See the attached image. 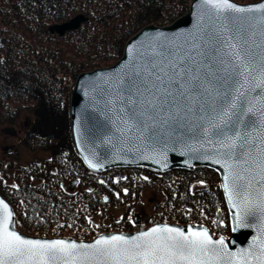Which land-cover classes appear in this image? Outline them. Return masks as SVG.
Masks as SVG:
<instances>
[{
    "label": "trees",
    "instance_id": "1",
    "mask_svg": "<svg viewBox=\"0 0 264 264\" xmlns=\"http://www.w3.org/2000/svg\"><path fill=\"white\" fill-rule=\"evenodd\" d=\"M190 2L0 0V124H14L22 113L29 114L20 142L47 153L25 164L15 152L0 159V194L10 203L18 230L76 239L131 231L136 225L127 218L129 208L138 205L142 187H152L162 198L140 227L160 221L197 223L213 235L228 236L229 212L214 169L125 166L92 171L78 156L70 131L69 97L76 75L113 64L136 31L170 23ZM142 173L147 179H134ZM194 181L205 185L193 186ZM116 205L125 209L122 219L108 228L93 222L99 212Z\"/></svg>",
    "mask_w": 264,
    "mask_h": 264
},
{
    "label": "snow or ice",
    "instance_id": "2",
    "mask_svg": "<svg viewBox=\"0 0 264 264\" xmlns=\"http://www.w3.org/2000/svg\"><path fill=\"white\" fill-rule=\"evenodd\" d=\"M201 4L209 18L216 20L235 21L239 17L233 14L264 13V3L244 7L230 0H201ZM257 22L264 25V15ZM200 39L203 47L193 42L183 54L165 43L152 45L144 54V63L134 65L118 79L109 93L113 102L122 105L117 111L118 131L150 130L158 121L182 119L183 113L197 106L203 113L199 127L204 137L209 142L211 136L219 138L215 143L222 159L215 162L223 163L229 172L224 188L237 208L233 231L251 226L250 217L258 212L264 232V56L257 64L243 33L232 35L227 25L201 29ZM220 52L224 56L217 60ZM217 63L219 69L215 67ZM216 77L225 83L231 81L230 87L234 85L230 99L215 88ZM242 105H246L243 115L260 132L255 154L251 150V133L235 130L228 135L226 131ZM236 169L250 174L246 184L238 183L245 176ZM230 178L231 184L227 182ZM11 221L12 212L0 200V264H238L237 257L239 264H264V239L254 240L249 249L230 252L222 237L214 241L206 229L189 228L185 232L177 227L155 226L131 238L101 236L91 244H77L63 239L24 238L12 230Z\"/></svg>",
    "mask_w": 264,
    "mask_h": 264
},
{
    "label": "water",
    "instance_id": "3",
    "mask_svg": "<svg viewBox=\"0 0 264 264\" xmlns=\"http://www.w3.org/2000/svg\"><path fill=\"white\" fill-rule=\"evenodd\" d=\"M230 2L237 6L247 7L257 6L264 3V0L245 3L230 0ZM233 15L239 18L235 21L210 19V14L201 4V0H191L186 12L170 23L165 25L151 23L136 31L126 40L122 55L113 64L78 73L69 97V124L72 142L78 156L87 168L101 172L111 167L125 166H142L157 171H167L174 168L190 169L194 166L210 167L219 175L221 190L229 212L230 233L228 236L213 235L202 224L170 221L156 222L132 231H105L95 235L92 239L30 235L15 227L13 209L5 197L0 194V200H3L12 212L10 223L12 230L27 239H63L77 244H91L101 236L123 235L131 238L155 226L167 225L180 228L185 232L189 228L197 231L206 229L214 241L222 237L230 252L249 249L254 240L264 239L258 212L254 217H250L251 226L236 228L233 231L237 208L233 207V202H230L224 188L225 177L229 176V172L223 166V163L215 162L216 159H222L217 155L219 145L215 143L219 138L211 136L212 142H209L208 138L204 137L199 127L202 123L200 116L203 113L200 112L197 106H193L192 112L183 113L182 119H169L168 123L158 121L150 130L125 131L122 134L117 127V111L122 105L119 102H113L114 97L109 94L120 77L125 76L134 65L144 63V59L147 58L144 54L150 51V46L165 43L173 50L179 48L180 53L183 54L185 51L190 50L193 42L203 47L200 31L201 29H207L209 26L221 29L222 25H227L232 35H235L237 31L242 32L247 39V47L252 54V58L259 64L261 57L264 56V35H262L264 25H260L257 20L264 13ZM63 30V27H61L60 31ZM223 56L224 52H220L217 60ZM215 67L219 69L221 66L217 63ZM220 75L223 76L222 71ZM230 84L231 81L225 83L219 77L215 78V88L220 90L221 95L228 94L229 99L234 94V85L230 87ZM244 107L246 105H242L241 108L236 110V115L232 117L226 131L228 135L234 134L235 130L242 133H251L253 142L251 150L255 154L260 145V132L259 129H254L250 125L249 117L243 115L242 109ZM175 111V109H172L173 113ZM90 165H96V167ZM245 167L251 168V165H245ZM236 171L245 176V180L238 182L240 184H246L247 179L251 178L248 172H243V169H236ZM254 174L255 169H252L251 175ZM227 182L231 184V178ZM255 187H258V185ZM252 191L254 195L255 188ZM237 262L239 264V257H237Z\"/></svg>",
    "mask_w": 264,
    "mask_h": 264
},
{
    "label": "rangeland",
    "instance_id": "4",
    "mask_svg": "<svg viewBox=\"0 0 264 264\" xmlns=\"http://www.w3.org/2000/svg\"><path fill=\"white\" fill-rule=\"evenodd\" d=\"M31 118L27 113H22L20 118L14 124H0V159L6 156V152H15L17 159L21 164L27 162L35 161L36 159L42 158L47 153L43 150H30L24 142H20L27 125L29 124ZM118 171H114V176H118ZM122 173V172H119ZM142 175L134 178L135 180L147 179L145 175ZM37 180H33L36 182ZM205 183L203 181H194L193 186L203 187ZM106 197V196H105ZM162 198V195L150 187H142L138 194V205H135L132 208H129V218L132 222L135 223V229L142 228L140 227V222L143 220L145 214H150L153 206ZM112 210H105L99 212L94 218L93 222L103 225L108 228L113 220L122 219L125 213V209L121 206L116 205L111 208ZM135 219H139L136 222ZM138 225V226H137ZM151 225V224H150ZM133 229V230H135Z\"/></svg>",
    "mask_w": 264,
    "mask_h": 264
},
{
    "label": "flooded vegetation",
    "instance_id": "5",
    "mask_svg": "<svg viewBox=\"0 0 264 264\" xmlns=\"http://www.w3.org/2000/svg\"><path fill=\"white\" fill-rule=\"evenodd\" d=\"M136 220V222H138L139 221V219H135Z\"/></svg>",
    "mask_w": 264,
    "mask_h": 264
}]
</instances>
